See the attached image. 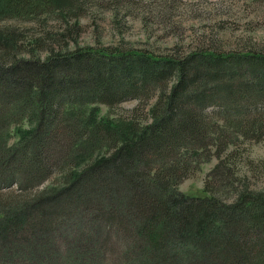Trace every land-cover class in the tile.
<instances>
[{
	"label": "trees",
	"instance_id": "1",
	"mask_svg": "<svg viewBox=\"0 0 264 264\" xmlns=\"http://www.w3.org/2000/svg\"><path fill=\"white\" fill-rule=\"evenodd\" d=\"M113 50L0 63V190L68 175L0 205V264H264V193L240 188L235 164L241 138H264V54ZM174 80L145 127L89 110L148 101ZM214 158L210 196L179 192Z\"/></svg>",
	"mask_w": 264,
	"mask_h": 264
},
{
	"label": "rangeland",
	"instance_id": "2",
	"mask_svg": "<svg viewBox=\"0 0 264 264\" xmlns=\"http://www.w3.org/2000/svg\"><path fill=\"white\" fill-rule=\"evenodd\" d=\"M79 48L140 51L160 57L198 52L264 54V0H0V63L46 61L53 53L69 54ZM174 83L156 88L148 101L129 100L112 107L91 105L89 110L97 108V117L113 124L145 127L152 123L151 111L158 96L169 92ZM225 118L213 116L211 125L223 123ZM29 127L25 122L20 130ZM18 132L17 128L12 144L19 141ZM239 143L235 163L239 187L264 193V138H241ZM91 162L82 158L78 170ZM217 164L216 158L203 162L182 182L179 192L210 196L207 180ZM64 173L29 194L20 193L16 185L4 187L0 205H13L14 200H31L58 189L67 181ZM221 186L216 183L214 190L225 197Z\"/></svg>",
	"mask_w": 264,
	"mask_h": 264
}]
</instances>
